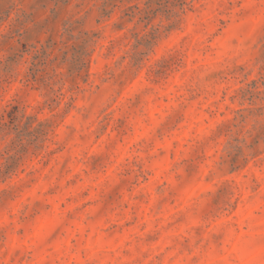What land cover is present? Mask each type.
I'll use <instances>...</instances> for the list:
<instances>
[{
	"label": "rangeland",
	"instance_id": "1",
	"mask_svg": "<svg viewBox=\"0 0 264 264\" xmlns=\"http://www.w3.org/2000/svg\"><path fill=\"white\" fill-rule=\"evenodd\" d=\"M0 264H264V0H0Z\"/></svg>",
	"mask_w": 264,
	"mask_h": 264
}]
</instances>
